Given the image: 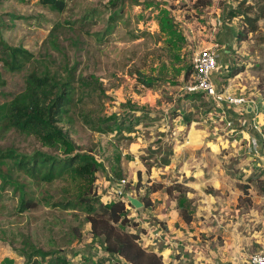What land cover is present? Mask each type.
I'll use <instances>...</instances> for the list:
<instances>
[{"label": "rangeland", "instance_id": "obj_1", "mask_svg": "<svg viewBox=\"0 0 264 264\" xmlns=\"http://www.w3.org/2000/svg\"><path fill=\"white\" fill-rule=\"evenodd\" d=\"M62 2L0 0L1 46L35 61L14 73L0 64V105L24 90L33 67L53 92L73 88L50 143L11 128L0 134V264L36 255L42 264H125L91 236L82 213L52 206L92 195L123 201L128 232L165 264H250L264 250V19L245 41L236 34L252 1ZM205 48L220 54V98L242 96L253 116L185 93ZM17 160H73L76 174L36 185L11 170Z\"/></svg>", "mask_w": 264, "mask_h": 264}, {"label": "trees", "instance_id": "obj_2", "mask_svg": "<svg viewBox=\"0 0 264 264\" xmlns=\"http://www.w3.org/2000/svg\"><path fill=\"white\" fill-rule=\"evenodd\" d=\"M41 1L44 4H63L62 0ZM251 1L253 5L246 7V13L244 15L239 14L242 27L236 34L238 42L245 41L249 34L256 32L258 22L264 19V0ZM253 10L256 12L251 13ZM165 28L167 30L168 26L164 25L162 30L164 31ZM32 62H35L33 55L27 50L2 47L0 44V64L6 71L21 72ZM239 73L240 71H236L231 75L235 76ZM3 84L4 81L0 74V87ZM72 100V87L64 85L60 94L53 92L50 79L47 76H40L37 67H33L26 76L24 90L12 100L0 105V134L11 128L20 133L35 135L40 140L50 143L51 136L49 135L53 131L52 135H55L54 124L64 121V115L67 114ZM75 166L76 162L73 160L52 164L44 160L34 163L17 160L13 162L11 170L21 172L28 179L34 181L36 185L42 183L50 185L67 176H75ZM31 204L29 203L26 208H33L34 205ZM52 206L61 211L82 213L84 222L90 226V234L102 239L107 246L116 248L118 256L125 264H165L160 255L140 246L138 234L128 232L127 229L130 224L125 215L126 210L123 201L118 200L103 204L98 197L92 195L90 198L81 197L78 201H58ZM144 207L147 208L146 204ZM182 217L185 219L184 212H182ZM186 217V222H189L191 217L189 215ZM70 232L71 238L68 243H72L80 236V226L70 230ZM65 240L67 239L65 238ZM34 258L28 259L27 264H42L41 259L44 258V255H36Z\"/></svg>", "mask_w": 264, "mask_h": 264}, {"label": "built area", "instance_id": "obj_3", "mask_svg": "<svg viewBox=\"0 0 264 264\" xmlns=\"http://www.w3.org/2000/svg\"><path fill=\"white\" fill-rule=\"evenodd\" d=\"M220 54L215 49H203L199 51L193 60L192 73L190 79L184 83L183 90L187 94L201 93L206 97L213 99L215 102H224L228 100L229 107H239L244 104V98L228 96L224 100L216 90L213 81L214 74L217 70ZM253 150L257 145L252 144ZM250 264H264V250L251 255Z\"/></svg>", "mask_w": 264, "mask_h": 264}, {"label": "crops", "instance_id": "obj_4", "mask_svg": "<svg viewBox=\"0 0 264 264\" xmlns=\"http://www.w3.org/2000/svg\"><path fill=\"white\" fill-rule=\"evenodd\" d=\"M235 3V2H234ZM233 6V5H232ZM228 31H229V29H228ZM206 49V48H205ZM209 49V48H208ZM226 51H224V53H225ZM246 51H243L242 50V53H245ZM245 57H248V56H245ZM227 67V66H226ZM217 73L219 72V67H217V71H216ZM216 75V74H215ZM232 81V80H231ZM231 81H228V85L229 84H231ZM230 95H232V94H230L229 92H228V95L227 96H230ZM242 97V96H241ZM245 99V98H244ZM246 100V99H245ZM245 106V107H244ZM229 107V106H228ZM243 107H244V109H243ZM229 108H231V110L233 111H235V110H238L237 111V117H242V116H244V115H251V116H253V114H254V110L256 109L254 106L252 107V105L249 103V104H247L246 103V105H243V106H239V107H229ZM235 108H237V109H235ZM261 115V114H260ZM256 119V118H255ZM259 122V121H258ZM262 126V125H261ZM263 131H264V128H263ZM263 152H264V150H263ZM88 232H90V230H89V226H88ZM92 236V235H91ZM93 237V236H92ZM106 246V245H105ZM108 247V246H107ZM115 250V252L117 253V250L116 249H114ZM117 255H118V253H117Z\"/></svg>", "mask_w": 264, "mask_h": 264}, {"label": "water", "instance_id": "obj_5", "mask_svg": "<svg viewBox=\"0 0 264 264\" xmlns=\"http://www.w3.org/2000/svg\"><path fill=\"white\" fill-rule=\"evenodd\" d=\"M128 201L130 202V204L132 206H134L135 208H141L143 206V204L138 201L137 199H134V198H131V197H128Z\"/></svg>", "mask_w": 264, "mask_h": 264}]
</instances>
